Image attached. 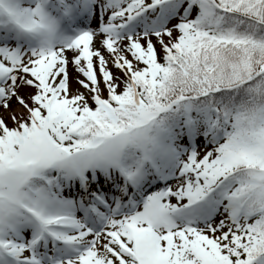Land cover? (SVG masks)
I'll return each mask as SVG.
<instances>
[{"label":"snow or ice","instance_id":"1","mask_svg":"<svg viewBox=\"0 0 264 264\" xmlns=\"http://www.w3.org/2000/svg\"><path fill=\"white\" fill-rule=\"evenodd\" d=\"M0 264H264V0H0Z\"/></svg>","mask_w":264,"mask_h":264}]
</instances>
